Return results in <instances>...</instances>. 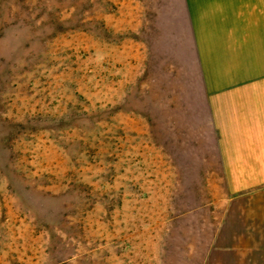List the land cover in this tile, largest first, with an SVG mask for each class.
Listing matches in <instances>:
<instances>
[{"label":"rangeland","instance_id":"obj_1","mask_svg":"<svg viewBox=\"0 0 264 264\" xmlns=\"http://www.w3.org/2000/svg\"><path fill=\"white\" fill-rule=\"evenodd\" d=\"M181 22V0H0V264H264L245 197L204 185Z\"/></svg>","mask_w":264,"mask_h":264},{"label":"crops","instance_id":"obj_2","mask_svg":"<svg viewBox=\"0 0 264 264\" xmlns=\"http://www.w3.org/2000/svg\"><path fill=\"white\" fill-rule=\"evenodd\" d=\"M181 9V100L205 146L204 185L220 187V201L245 197V233L264 250V0H181Z\"/></svg>","mask_w":264,"mask_h":264}]
</instances>
